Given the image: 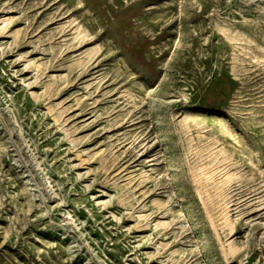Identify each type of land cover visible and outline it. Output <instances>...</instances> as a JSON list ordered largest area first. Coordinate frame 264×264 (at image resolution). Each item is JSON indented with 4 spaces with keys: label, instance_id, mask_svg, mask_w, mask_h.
Wrapping results in <instances>:
<instances>
[{
    "label": "rangeland",
    "instance_id": "obj_1",
    "mask_svg": "<svg viewBox=\"0 0 264 264\" xmlns=\"http://www.w3.org/2000/svg\"><path fill=\"white\" fill-rule=\"evenodd\" d=\"M0 264H264V0H0Z\"/></svg>",
    "mask_w": 264,
    "mask_h": 264
}]
</instances>
